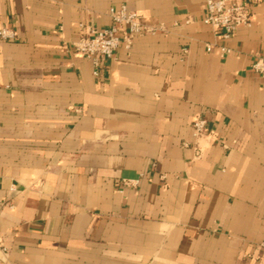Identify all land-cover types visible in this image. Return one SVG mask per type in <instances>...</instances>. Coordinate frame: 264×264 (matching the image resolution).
I'll list each match as a JSON object with an SVG mask.
<instances>
[{
  "label": "crops",
  "instance_id": "0c3cea01",
  "mask_svg": "<svg viewBox=\"0 0 264 264\" xmlns=\"http://www.w3.org/2000/svg\"><path fill=\"white\" fill-rule=\"evenodd\" d=\"M121 5L154 30L95 75L78 24L107 27ZM204 10L0 0L15 33L0 38V264H264V0L223 56ZM197 115L217 136L200 157Z\"/></svg>",
  "mask_w": 264,
  "mask_h": 264
},
{
  "label": "built area",
  "instance_id": "2783aa9c",
  "mask_svg": "<svg viewBox=\"0 0 264 264\" xmlns=\"http://www.w3.org/2000/svg\"><path fill=\"white\" fill-rule=\"evenodd\" d=\"M261 0H204L205 10L201 17L204 24L211 26L214 30L216 43H207L206 51H211L216 46L218 54L221 56L231 54L233 51L224 44L241 25L250 24L251 7ZM111 24L107 27H96L91 24L80 22L78 24V36L72 41L73 49L87 59L93 65V74L97 75L104 61L109 59L114 50L123 43L129 47L132 39L143 33L154 30V27L142 22L141 16L126 8L111 6L109 8ZM15 33L7 27L0 28V38L13 39ZM186 52V51H184ZM252 68L264 75V59L258 58L252 64ZM192 138L191 146L194 149L195 157H200L203 151V145L200 143L204 137L217 138L215 134L208 133V121L205 117L197 115L191 122ZM186 145V144H185ZM123 184L128 182L124 180ZM264 247V235L260 242ZM8 256V247L0 237V260L4 261ZM258 264H262L259 262Z\"/></svg>",
  "mask_w": 264,
  "mask_h": 264
}]
</instances>
